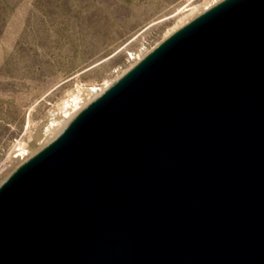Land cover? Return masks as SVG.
<instances>
[{"label":"water","instance_id":"1","mask_svg":"<svg viewBox=\"0 0 264 264\" xmlns=\"http://www.w3.org/2000/svg\"><path fill=\"white\" fill-rule=\"evenodd\" d=\"M0 264H264V0L196 16L20 165Z\"/></svg>","mask_w":264,"mask_h":264},{"label":"rangeland","instance_id":"2","mask_svg":"<svg viewBox=\"0 0 264 264\" xmlns=\"http://www.w3.org/2000/svg\"><path fill=\"white\" fill-rule=\"evenodd\" d=\"M220 1L0 0V185L140 59Z\"/></svg>","mask_w":264,"mask_h":264},{"label":"bare ground","instance_id":"3","mask_svg":"<svg viewBox=\"0 0 264 264\" xmlns=\"http://www.w3.org/2000/svg\"><path fill=\"white\" fill-rule=\"evenodd\" d=\"M210 4V3H209ZM209 5H206L204 8H207ZM195 7V6H194ZM193 9V8H192ZM198 10V9H197ZM199 11V10H198ZM197 11V12H198ZM195 12V11H194ZM190 14H192L191 12H190ZM92 88V87H91ZM92 89H95V87H93ZM96 91V90H95ZM99 94V92H95V95L97 96ZM90 96V95H89ZM76 97V96H75ZM85 98V97H84ZM77 99H78V96H77ZM84 100V99H83ZM91 100V99H90ZM86 101H89L87 98H86ZM78 102L77 101H73L72 102V106L71 107H75L76 106V104H77ZM65 110V109H64ZM73 116V113H69L68 112V120L71 118ZM63 120H64V118H63ZM67 120V121H68ZM62 123V122H61ZM67 124V123H66ZM61 126V125H60ZM52 129H53V127H52ZM58 129V128H57ZM56 130V129H55ZM48 131V130H47ZM57 131V130H56ZM47 134H48V132H46ZM52 133H50L49 135H51ZM45 136V135H44ZM34 142H36V141H34ZM39 142V141H38ZM34 145V144H33ZM40 146V145H39ZM36 148V147H35ZM23 153V152H22Z\"/></svg>","mask_w":264,"mask_h":264}]
</instances>
